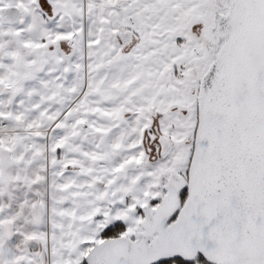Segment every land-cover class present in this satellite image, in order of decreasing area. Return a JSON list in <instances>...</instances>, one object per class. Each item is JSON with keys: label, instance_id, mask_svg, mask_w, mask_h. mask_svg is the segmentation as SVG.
I'll use <instances>...</instances> for the list:
<instances>
[{"label": "snow or ice", "instance_id": "1", "mask_svg": "<svg viewBox=\"0 0 264 264\" xmlns=\"http://www.w3.org/2000/svg\"><path fill=\"white\" fill-rule=\"evenodd\" d=\"M0 264H264V0H0Z\"/></svg>", "mask_w": 264, "mask_h": 264}]
</instances>
